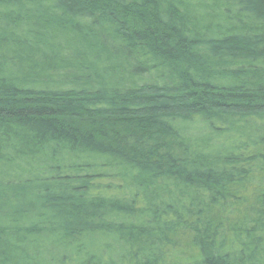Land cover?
Masks as SVG:
<instances>
[{"label": "trees", "instance_id": "1", "mask_svg": "<svg viewBox=\"0 0 264 264\" xmlns=\"http://www.w3.org/2000/svg\"><path fill=\"white\" fill-rule=\"evenodd\" d=\"M0 264H264V0H0Z\"/></svg>", "mask_w": 264, "mask_h": 264}]
</instances>
